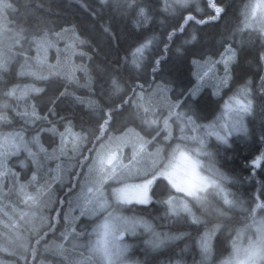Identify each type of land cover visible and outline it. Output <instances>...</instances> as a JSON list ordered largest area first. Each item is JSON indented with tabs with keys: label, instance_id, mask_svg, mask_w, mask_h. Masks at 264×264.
Returning a JSON list of instances; mask_svg holds the SVG:
<instances>
[{
	"label": "snow or ice",
	"instance_id": "snow-or-ice-1",
	"mask_svg": "<svg viewBox=\"0 0 264 264\" xmlns=\"http://www.w3.org/2000/svg\"><path fill=\"white\" fill-rule=\"evenodd\" d=\"M100 3L108 6V0H100ZM112 4L114 12L126 17L135 0H112ZM207 7L212 9L211 13L206 12L199 4L193 7L190 0H175L174 3L169 0H163V3L161 0H154L151 5H137L136 14L144 22H133L135 39L125 48L122 63L117 68L123 69L130 65L132 69L142 70L135 73L130 71L123 78L115 72L101 78L97 93L98 104L93 105L91 101L76 96L69 91L67 84L61 85L63 91L57 89L51 94L43 87L30 86L19 95L18 85L11 81L3 85V95L15 100V103L8 100L0 103V124L13 129L0 142V192L8 187L5 181L10 180V192L18 188V195L23 198L29 210L52 206L51 211L56 213L55 217L49 212L46 227L33 224L31 231L36 232V243L40 244L48 231H52L55 236L57 225L63 227L60 236L56 238L59 242L54 245L64 257L59 264H130L124 258L129 245L123 240L125 234L134 230L137 225L152 232L155 241L148 240L145 243L152 245L153 249L167 240H179L183 237L194 240L193 248L198 246L199 251H194L191 264H264V119L261 120L258 140H253L244 123L246 117L255 119L257 114L254 107L255 89L251 87V79L236 87L219 106V110L214 107L216 101H210L202 93V89L210 85L212 96H220L222 89L229 87L233 81L232 65L238 53L242 54V50L232 43L236 32L240 30L239 26L230 34L221 36L218 43L223 51H218L219 59H205V54L194 46L191 49L185 48L198 40V33L202 31L198 25L207 26L212 21L223 19L231 5L225 0H207ZM81 8L93 20L99 21L98 24H93V28L99 27L106 38L119 45L124 37L117 36L111 21L100 18L99 10L90 7L84 0H81ZM172 13H176V23L170 24L165 17ZM194 13L199 14V18ZM241 15L244 17L245 28L256 29L255 39L260 44L257 50L258 63L264 68V0H249L243 6ZM151 21L155 23H150ZM4 24L0 20V30H3ZM157 24L160 27L159 36L155 34ZM24 31L23 27H19L18 35ZM77 31H80L78 25L67 24L55 36L58 39L64 33L75 35ZM50 32L51 30L41 28L32 33L37 49L35 59L42 65L47 64L45 46H52ZM81 35L83 38L75 36L74 45L67 46L72 53H75L76 46L79 45L95 46L99 52L98 45L90 37ZM251 39L252 35L249 34V40ZM243 44L244 41H241V45ZM182 49L191 52L195 83L191 80L187 83L180 82L169 69V65L173 63L171 52L174 50L180 53ZM23 52L22 46L21 54ZM57 53V65H47L49 75H52V69L61 64L59 48ZM79 55L92 60L87 52L81 51ZM221 64L222 76L217 74V66ZM6 68L7 62L0 61V74ZM74 69L86 74L88 72L84 65H74ZM31 74L37 79H46L41 72ZM149 76L152 77L151 81ZM69 79L75 81L74 76L69 75ZM145 85H148V89ZM89 88L92 90L91 83ZM29 92L42 95L36 103L29 104L24 100L22 107L20 101ZM156 93L165 94L166 115L153 101ZM168 93L174 95L169 96ZM259 93V111L264 114V75L260 76ZM85 104L93 108V111L87 113L86 121L81 120L80 131L76 132L73 129L79 114L77 108ZM65 105L68 109L62 111ZM79 111L82 112L83 108L80 107ZM58 125L63 127V131H59ZM17 126L19 130H16ZM26 132L30 133L27 139ZM240 132L245 134V147L250 151V155L244 158L245 167L252 173L248 179L259 184L258 195L250 197L246 206L225 186L231 177L211 164L215 156L219 155L221 146L234 147L236 141L232 139L233 134ZM45 135L52 138L58 136L59 144L52 139L48 147H45L42 143ZM213 136L219 142L215 146L208 142ZM9 137L15 138L11 147H8ZM187 141L192 143H186ZM86 144L91 145L86 149L87 155L82 147ZM13 156H23L17 161L21 171L8 165L9 158ZM62 157L71 161V177L76 180L75 184L70 181L66 183V168L63 166L65 161L61 160ZM204 158L210 163L206 164ZM48 160L61 162L55 168H46ZM24 170L30 172L31 176L28 178L25 175L23 178L26 182L21 183V172ZM257 176L261 178L257 180ZM65 187L68 189L66 198L60 199L58 193ZM29 188L32 189L31 192L28 191ZM158 189H162L159 197ZM154 197H157L156 203L163 207L164 217L179 226L177 235L169 236L165 233L161 237L150 222L130 220L119 214L122 205H149L153 203ZM257 200L260 202L257 203ZM55 205L61 207L57 209ZM64 206H67V211ZM234 208L241 210L244 220L242 227L237 228L236 223L228 219L229 212ZM77 209L79 216L73 214ZM32 215V211L19 213L20 219L26 222ZM209 215L216 217V222L211 226ZM13 219L14 217H9V225L6 227H18L12 225ZM77 220L79 224L76 223ZM197 225L203 226V232L199 227L194 228V237L187 229ZM89 228L91 232L88 231ZM245 231L252 232V236L246 244H242L241 234ZM217 232L220 237H216ZM225 232L228 233L227 236L224 235ZM233 232L235 237L232 236ZM228 243L231 245L230 254L226 259L217 260L214 252ZM69 250L76 254H70ZM184 251L181 249V253ZM32 252L35 255V249ZM145 253L148 254V249H145ZM197 255L200 259H196ZM0 264L5 262L0 261ZM139 264L150 262L145 259ZM167 264H173V261L169 259ZM175 264L187 262L178 260Z\"/></svg>",
	"mask_w": 264,
	"mask_h": 264
},
{
	"label": "trees",
	"instance_id": "trees-1",
	"mask_svg": "<svg viewBox=\"0 0 264 264\" xmlns=\"http://www.w3.org/2000/svg\"><path fill=\"white\" fill-rule=\"evenodd\" d=\"M84 2H86L90 7L98 9V15L104 21H111V26L116 30L118 37L123 35L124 38L120 40L119 45L106 38L100 32L99 27L93 28V24H98L99 21L93 20L87 12L82 10L81 0H3L6 7L4 11L0 12V20L5 22V31L10 35L15 36V48L19 53L15 54L14 52V54H12L15 63L8 66V68L0 74V103H4L6 100L15 103V100L12 101L11 99L6 98L2 91L3 85L11 81L12 84L19 86L18 91L23 90L25 85L33 84L36 87L45 88L46 92L49 94L57 89L63 91L64 89L61 85L67 84L69 91L74 92L76 96H80L86 101H91L93 105H95L99 103L97 93L99 92L98 85L101 78L110 72H115L123 78L126 77L128 72L133 71L130 65L124 67L123 69H118L117 65L122 63V56L125 48L135 39L136 34L133 28V22L139 20V16L135 11L136 6L139 4L151 5L154 0H135V4L132 9L129 10L126 17L119 16L113 11L114 5L112 4V0H108L107 7L101 4L100 0H84ZM169 2L174 3L175 0H169ZM190 2L193 7L199 4L206 12H212V9L207 7V0H190ZM225 2L231 5L227 16H224L221 20L212 21L207 26L198 25L197 27L202 29V31L198 33V40L192 42L190 45H186L185 48L191 49L194 46L197 50L205 54V59L208 57L219 59L218 51H223V48H221L218 43L221 36L230 34L239 26L240 30L236 32L235 40L232 41V43L234 47L242 50V54L238 53L237 59L232 65L233 81L230 82L229 87L222 89L220 96L218 97L212 96L211 87L203 88L202 93L208 97L210 101H216V105H214V107H217L219 110V106L222 105L224 100L228 99V96L232 94L236 87H239L247 80L251 79V87L255 89L254 107L257 109V114L255 119H252L250 116L247 117V127L251 132L252 139L258 140L261 130V120L264 119V114H261L259 111V104L261 101V94L259 93L260 76L264 75V68L259 66L257 57V50L259 49L260 44L259 41L255 39L256 29L245 28L243 25L244 17L241 15V12L243 10V6L248 3L249 0H225ZM161 3H163V0H161ZM186 14L187 13H185V15ZM194 14H196L199 18V14ZM166 16L167 17H165V19L168 20V23H176V13L166 14ZM72 23L78 25L80 31H77L75 35L70 32L64 33L62 37L57 39L55 33L60 31L62 26L67 27V24ZM150 23H155V21H151ZM19 27H23L25 31L18 35ZM41 28L46 31L51 30L49 38L52 40V46H45L47 48V64L44 65L37 63L35 59L37 56V49L33 43L32 35V33L40 30ZM1 31L3 30H0V32ZM81 33L90 37L91 40L98 45L99 52L95 46L90 47L89 45L76 46L75 53H72L67 48L68 45H74L75 36H81V38H83ZM155 34L157 36L160 34V27L158 24L155 28ZM249 34L252 35L251 40H249ZM241 41H244L243 45H241ZM22 46L24 49L23 54H21ZM58 48L60 50L59 58L61 60V64L52 69V75H49L48 73L50 70L47 65H57ZM81 51L87 52L89 56H92V60H89L87 56H80L79 53ZM24 54H26V57H31V72H41L46 79H37L35 76L29 75L27 70L25 71L28 66L24 61L26 59ZM170 55L173 57V63L169 65L172 75L177 77L182 83H187L189 80L195 83V76L193 75L194 69L191 64V52L182 49L180 53H177L173 50ZM74 65L86 66L88 69L87 74L82 70L74 69ZM218 66L223 68L222 64ZM148 71L150 72L151 69H148ZM21 73H25V75ZM69 75L74 76L75 81L70 80ZM148 78L151 81L152 77L149 76ZM89 83L92 85V90L89 88ZM105 87L107 88V85H105ZM145 88L148 89V85H145ZM41 95L42 94L32 93L31 99H29L30 103L38 102ZM167 95L171 96L174 95V93H168ZM164 96V93H156L153 96V101L159 105V110L164 112L166 115L167 108ZM80 107L83 108L82 112L79 111ZM67 109L68 106L65 105L62 111ZM77 111L79 114L77 120L74 122L75 127L73 130L79 132V124L81 120L86 121L87 113L93 111V108H90L87 104H85L83 106H78ZM209 119H211V117H209ZM201 123H207V121H201ZM29 127L31 128L32 126L30 125ZM162 127L163 125L161 123V128ZM58 128L59 131H63L62 126L58 125ZM12 130V128L0 124V137L7 135ZM16 130H19L18 126ZM29 134L30 133L26 132L25 138H27ZM244 137V133L233 135L232 139L236 141L234 147L224 148L221 146L219 155L215 156V159L211 161V164L231 177V179L226 182L225 186L229 192L233 193L240 201L244 202L246 206L250 197L255 198L258 195L257 190L259 189V184L248 179V176L252 173H250L248 168L245 167L244 158L250 155V151L247 147H245ZM42 139L46 147H48L49 142L52 139H55V143L57 145L59 144L58 136L52 138L49 135H45ZM208 142L213 146L218 144L215 139H209ZM93 143H95L94 140ZM82 147L85 149V155H87L88 153L86 149L90 148L91 145L86 144ZM50 150L51 149H49V151ZM129 150L130 149H125V151ZM212 150L215 152V147H213ZM17 159V157H10L8 162L9 164L14 163L15 165V161ZM205 159L207 160V158ZM61 160L65 161L63 166L66 168V172L64 173L66 176V183L70 181L75 184L76 180L71 177V161H68L65 157H62ZM60 162V160H48L46 162V168H55ZM248 167H251V161L248 162ZM16 168L21 171L18 166ZM76 171H80V169H76ZM255 171L259 172V169H256ZM260 178V176H257V180ZM5 183L8 187L3 188L2 192H0V231L1 233L9 234L11 237H14L15 242H11L9 245L16 246L19 253H22L21 251H23V249H21V246L24 245L26 254L22 253V255H25V258H27V264H38V260L47 258V256L50 255L53 256L54 260L62 259L61 255L54 247L57 239L55 241L48 242V239H50L53 235L52 231H48L44 240H41L40 244H37L36 233L31 231L33 227L32 216L27 218V222L25 220L17 219L20 212H38L40 218L43 219H47L49 212H51L53 217H55L56 213L51 211L49 207L44 209L39 208L29 210L23 202V198L18 195V188L10 192V189L12 188L11 181L6 180ZM29 189L31 190V188ZM67 191L68 189L65 187L58 193L60 199L66 198L65 194ZM161 191L162 189L157 190V197L160 196ZM157 197H154L153 203L149 205H138L135 203L132 205H122L119 208V214L124 217H131L136 220L142 219L150 222L155 231L159 232L162 236L165 233L169 236L177 235V229L179 226L164 217L163 207L156 203ZM259 202L260 201L257 200V203ZM213 203H215V201H213ZM55 207L59 209L61 206L55 205ZM13 209H15V211H13ZM64 210L67 211V206H64ZM193 210L196 211L195 208ZM73 214L76 215L77 210ZM257 215L259 218V210ZM10 216L14 217L11 221L12 225H18V227H6L9 225ZM228 219L230 221H234L237 228L243 226L244 220L239 208L232 209L229 212ZM208 221L209 226H211V224L216 222V217L214 215H209ZM64 223L65 225L67 224V222ZM76 223L79 224V220H77ZM46 225L47 223L43 220L39 224V226L45 227ZM197 227H199L201 232H203L202 225L193 226V228L187 229V231L191 232L195 237L193 229ZM62 230L63 227L61 225H57L55 238L60 236V232ZM16 232H18V234H22V237H19L20 239H17L18 236H16ZM224 235L227 236L228 233L225 232ZM232 236L235 237V232L232 233ZM152 237H154L152 232L144 235L142 239L136 237L132 238L131 235L127 237V244L131 247V249H129L127 253L128 256L125 258L130 262V264H139V262L144 261L145 259H147L150 264H167L169 259L173 261V264H175V261L178 260L182 262L186 261L187 264H191L194 251H199L198 246L193 248L195 241L189 240L188 237L173 240L172 243L151 249L145 241H148ZM216 237H220L219 232L216 233ZM45 241H47V243H45ZM28 242H30V247H28ZM18 245H20V247H18ZM32 249H35V255L33 254ZM145 249H148L147 255L145 253ZM181 249H184L185 251L181 253ZM187 250H190V254L186 253ZM69 252L73 255L76 254L73 253L72 250H69ZM230 252L231 245L228 243L223 248L215 251L214 256L217 260H222L227 258ZM0 256L4 260L14 261V258L8 257L5 254L0 253ZM196 259H200V256L197 255ZM16 261L18 264H23V262L18 259Z\"/></svg>",
	"mask_w": 264,
	"mask_h": 264
},
{
	"label": "rangeland",
	"instance_id": "rangeland-1",
	"mask_svg": "<svg viewBox=\"0 0 264 264\" xmlns=\"http://www.w3.org/2000/svg\"><path fill=\"white\" fill-rule=\"evenodd\" d=\"M5 7H6V5H5L3 2L0 3V12H1V11H4ZM138 21H139L141 24L144 22L142 17H139V20H138ZM4 27H5V26H4ZM254 29H255V28H254ZM14 38H15V36H12V35H10L9 33H7V32L5 31V28L3 29V31L0 32V61H6V62H7V68H8V66H11L13 63H15L12 54H14V52H15V54L19 53V52L16 50V48H15L16 43H15ZM43 54H44V52H43V50H42V51H41V55H43ZM24 56L26 57V54H24ZM24 61H25L26 65L28 66V68L26 67L25 71L27 70V73H28L29 75H32L31 73H33V71L31 72V70H30L31 62H32L31 59H28V60L25 59ZM222 66H223V65H222ZM7 68H6V69H7ZM217 68H218L217 74L222 76V75H223V68L220 67V66H218ZM27 73H26V74H27ZM23 74L25 75V73H23ZM30 86H34V85H33V84L25 85V87L23 88V90H24L26 87H30ZM205 87H211V86H210V85H206ZM205 87H204V88H205ZM211 88H212V87H211ZM23 90H21V91H23ZM21 91H18V92H17V95H19ZM31 94H32V92H29V93L27 94V96H25L24 99L20 101V104H21L22 107H23V105H24V100H27L28 103L31 104L30 101H29V99H31ZM9 99H10V98H9ZM11 100H12V99H11ZM12 101H13V100H12ZM244 123H245V125L247 126V117L245 118ZM239 134H243V132H240V133H234L233 135H239ZM176 135H177V136L179 135L178 129H177V133H176ZM25 136H26V135H25ZM28 136H30V134H29ZM28 136H27V138H28ZM3 137H4V136H3ZM3 137H0V142H2ZM27 138H26V139H27ZM14 139H15L14 137H9V138H8V147H11V145H12ZM209 139H215V137L213 136V137H210ZM209 139H208V140H209ZM215 140H216V139H215ZM217 142H218V141H217ZM42 143H44V142H43V139H42ZM186 143L191 144L192 142H191V141H187ZM218 143H219V142H218ZM44 145H45V143H44ZM45 147H46V145H45ZM23 155H26V153L23 154ZM13 157H17V156H13ZM17 158L20 159V158H23V156H21V157H17ZM18 159L15 161V165H14V163H10V164H9V162H7V163H8L9 166H11V167H15V169L17 170V168H16L17 166L20 168L19 163L17 162ZM204 159H205V158H204ZM8 161H9V160H8ZM26 163H30V162H29V161H26ZM205 163L208 164V163H210V162H209L208 160L205 159ZM17 171H19V170H17ZM205 174H207V173H205ZM25 175H26L28 178H30L31 173H30V172H27V170H24L23 172H21V176H22V178H23ZM20 182H21V183H25V182H26V179H21ZM28 191L31 192L32 189H31V190L28 189ZM61 195H62V194H61ZM133 204H134V203H133ZM51 208H52V206L50 205V206H49V209H51ZM41 209H44V208H41ZM76 216H79V209H77V214H76ZM127 218H129L130 220H136L135 218H131V217H127ZM17 219H20V216H18ZM20 220H21V219H20ZM42 220L45 221V223L48 222L46 218H45V219L40 218V215H39L38 212H37V213L34 212V215H32V224H35V225L39 226V224L42 222ZM88 231L91 232V229H89ZM252 231H254V229H253ZM33 232H35V231H33ZM149 232H150V231H146L141 225H137V226L135 227L134 230H130L129 232H127V233L125 234V237H124L123 242H124V243H128V240H127L128 238H127V237L130 236V235L132 236V238H133V237H136V238H140V239H142V237H143L144 235H146L147 233H149ZM35 233H36V232H35ZM15 234H16V236H18L17 239H20V238L22 237V234H21V233L18 234V232H16ZM19 235H20V236H19ZM163 236H164V235H163ZM163 236L161 235V237H163ZM251 236H252V232H248V231L243 232V233L241 234V243H242V244H246V243H247V240H248L249 238H251ZM19 237H20V238H19ZM92 239L94 240L95 237L93 236ZM155 239H156L155 237H152V238L149 239V240H151V241H155ZM55 240H56L55 236L52 235V236L50 237V239H48V242H49V241H55ZM11 242H15L14 237H11V235H9V234L1 233V231H0V253L5 254V255H7L8 257H12V258H14V261H12V260H4V259H2L1 256H0V261H4L5 264H18V262L16 261V260L18 259V260H20L21 262H23V264L26 263L27 258H25V255H22V253L26 254V250L24 249V245L21 246V249H23V251H21L22 253H19V250L16 248V246H11V245H9ZM58 242H59V241L57 240L56 243H58ZM85 242H86V241H80V243H85ZM172 242H173V240H167V241H165L162 245H160L159 247L164 246L165 244L172 243ZM25 246H27V245H25ZM18 247H20V245H18ZM148 247H150L151 249H153V248H152V245H150V244H148ZM4 249H7V250H4ZM129 249H131L130 246H129L128 250L125 252V254H124V258L128 256L127 253H128V251H129ZM27 250H28V249H27ZM79 250H82V249H79ZM79 250H78V251H79ZM186 253H187V254H190V250H187ZM187 256H189V255H187ZM191 256H192V255H191ZM61 258H62V259H60V260H54V259H53V256L50 255V256H47V258H42V259L38 260V264H59V262H60L61 260L64 259L63 256H61ZM125 259H126V258H125ZM225 259H226V258H225Z\"/></svg>",
	"mask_w": 264,
	"mask_h": 264
},
{
	"label": "clouds",
	"instance_id": "clouds-1",
	"mask_svg": "<svg viewBox=\"0 0 264 264\" xmlns=\"http://www.w3.org/2000/svg\"><path fill=\"white\" fill-rule=\"evenodd\" d=\"M142 69H133V72H140Z\"/></svg>",
	"mask_w": 264,
	"mask_h": 264
}]
</instances>
